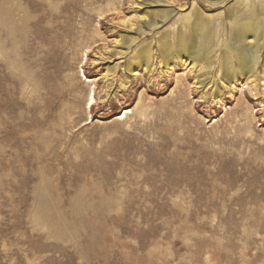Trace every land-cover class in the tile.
<instances>
[{
  "label": "rangeland",
  "instance_id": "374dc122",
  "mask_svg": "<svg viewBox=\"0 0 264 264\" xmlns=\"http://www.w3.org/2000/svg\"><path fill=\"white\" fill-rule=\"evenodd\" d=\"M147 1L0 0V264H264L262 69L231 89L222 38L203 69L156 41L234 0Z\"/></svg>",
  "mask_w": 264,
  "mask_h": 264
},
{
  "label": "bare ground",
  "instance_id": "6f19581e",
  "mask_svg": "<svg viewBox=\"0 0 264 264\" xmlns=\"http://www.w3.org/2000/svg\"><path fill=\"white\" fill-rule=\"evenodd\" d=\"M203 1L210 6H216V4H229L233 0ZM152 2L160 3L162 0H150L146 3L153 4ZM169 15V12L163 10L153 11L148 21L138 27V31L146 32L147 29H144V26L148 28L159 26ZM225 17L228 25L224 35L215 27V18L196 5L185 16L187 34L182 28H178L173 33L170 30L162 32L156 41L159 47V56L163 59L167 69L178 63L192 65V68H205V65L213 62L209 52L210 48L215 44L217 38H222L220 54L217 58V67L221 75H218L219 78L231 89L235 88L237 84L250 86V83L258 79L261 68L264 80V10H260V1L234 0L226 8ZM134 39L125 37L123 45L130 47ZM150 55L151 50L148 47L141 48L137 57L131 58L128 70L133 71L140 67L150 68ZM208 78L209 76H206L198 81L205 83ZM250 88L253 91L258 89L256 85ZM213 95L217 100H220L223 93L218 89L213 91ZM90 101L91 103L96 102L94 95L91 96ZM129 111L126 109V113ZM126 113L120 117L126 116Z\"/></svg>",
  "mask_w": 264,
  "mask_h": 264
}]
</instances>
